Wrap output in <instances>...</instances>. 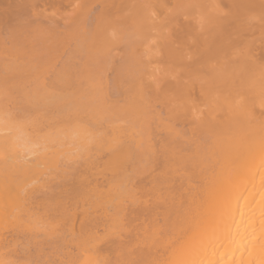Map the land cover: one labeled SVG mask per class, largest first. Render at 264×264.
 <instances>
[{
	"label": "bare ground",
	"instance_id": "obj_1",
	"mask_svg": "<svg viewBox=\"0 0 264 264\" xmlns=\"http://www.w3.org/2000/svg\"><path fill=\"white\" fill-rule=\"evenodd\" d=\"M260 93L264 0H0V264H264Z\"/></svg>",
	"mask_w": 264,
	"mask_h": 264
},
{
	"label": "rangeland",
	"instance_id": "obj_2",
	"mask_svg": "<svg viewBox=\"0 0 264 264\" xmlns=\"http://www.w3.org/2000/svg\"><path fill=\"white\" fill-rule=\"evenodd\" d=\"M69 9H70V7H69V8L67 7V11H70ZM187 16H188V14L186 13V14H184L181 18L184 19V18L187 17ZM204 16H205V14H204L203 12L195 13V14L192 15V17H197V18L199 17L200 19H198V20H199L201 23H202V22L204 23V21H206V17H204ZM203 17H204V19H203ZM202 20H203V21H202ZM62 25H63V22L61 23V27H62ZM127 33H128V32H127ZM251 33H252V32H251ZM255 33H256V34L258 33V35L260 34L259 31H258V32L255 31ZM255 33H252L254 36H253L252 34H250V33H249V34H248V33H247V34L245 33V35H244V34H243V35H244V36H247V37H249V38H252V36H253V37L256 36ZM258 35H257V36H258ZM73 36H74V35H73ZM73 36H71V37H73ZM260 36H261V34H260ZM262 36H263V35H262ZM74 37H75V36H74ZM77 37H78V40H79L80 36L77 35V36L75 37L76 40H77ZM119 37H120V38H119L120 41H117V42L115 41L110 47H109V46L107 47V49L109 48V50H111L110 53L113 54L115 61H117L121 56H123V55L125 54V51L128 50V47H127L126 42H125V38L127 37V34H126V33H124L123 35L121 34V36H119ZM75 39L73 38L72 40L75 41ZM154 40H155V39L151 40V41H152L151 43L147 40L148 43L144 42L142 45H140L141 47H138L139 45L136 46L137 48H134L135 51H136V50H138V52H139V51H143L144 48H145V51H146V50H147V51L151 50V45L154 44V43H153ZM123 41H124V43H123ZM69 42H70V43H69ZM69 42H68V45L64 46L65 48L63 47L61 50L59 49V52H58V53H61V54H60L58 60L55 61L56 63H55V62L53 63L54 68H55V67L58 68V66H60V65H59V63H60V62H59V59H60V61H61L62 59H64V58L69 54V52L72 51L73 48H75V47H73V46H74L73 43H75L76 41L72 43L73 45L71 44V39H70ZM78 42H79V41H78ZM119 42H120V43H119ZM154 42H155V41H154ZM76 43H77V42H76ZM116 43H117V44H116ZM145 43H146V45L151 44L150 47H149V45L146 47ZM77 44H78V43H77ZM115 44H116V46H114ZM69 45H71V47H70ZM124 45H125V46H124ZM66 47H67V48H66ZM72 47H73V48H72ZM149 48H150V49H149ZM152 48L156 50V48H155V44H154V46H152ZM66 49H67V50H66ZM62 50H63V51H62ZM68 50H69V51H68ZM112 50H113V51H112ZM155 50H153V51L155 52ZM243 50H244V49H243ZM60 51H61V52H60ZM64 51H65V52H64ZM147 51H146V52H147ZM153 51H152V52H153ZM63 52H64V53H63ZM66 52H67V53H66ZM83 52H84V51H82V53H83ZM108 52H109V51H108ZM154 52H153V53H154ZM240 52H242V48L240 49ZM65 54H67V55H65ZM156 54H157V53H156ZM64 55H65V57H64ZM63 57H64V58H63ZM61 58H62V59H61ZM152 60H153V61H152ZM152 60H151L152 62H151V61L149 62V63H150L149 65H152V66H153V69H154V67H155L156 63H158V61L154 62V59H152ZM155 60H156V59H155ZM57 62H58V63H57ZM56 64H58V65H56ZM159 64H160V66H161V63H160V62H159L157 65H159ZM160 66H159V67H160ZM149 67L151 68V66H149ZM156 67H157V66H156ZM156 67H155V68H156ZM159 69H161V68H158L157 70L155 69V70H156V71H155L156 73L153 71V72L156 74V76H157V71H158ZM159 72H160V71H158V74H159ZM110 74H112V73H109V75H110ZM156 76H155V75L153 76V74L150 75L151 79H152V78L155 79ZM158 76H159V75H158ZM160 76H161V74H160ZM156 78H157V77H156ZM158 78H159V77H158ZM148 79H150L149 76H148L147 80H148ZM153 79H152V80H153ZM152 80H151V81H152ZM149 82H150V81H149ZM192 82H193V81H192ZM192 97H193V100H194V101L199 102V98H198V96L194 95V96H192ZM156 104H157V103H155V106H154V107L156 108V110H161V109H163V108H161L162 106H161L160 104H159V105H158V104L156 105ZM260 105H261V106H260ZM263 106H264V93H260L259 97H257L256 99L252 100L251 102H249V107L252 108V109H256V111H261L262 108H263ZM257 109H258V110H257ZM260 109H261V110H260ZM261 112H262V114H263L262 116H264V111L262 110ZM186 118H188V117H186ZM186 118H185V119H186ZM189 119H190V117H189ZM191 120H192V119H191ZM191 120H190V121H191ZM188 121H189V120H188ZM190 121L188 122V126H189V124H190ZM185 122H186V124H187V120H184V122H183V121L181 122V123H183V125H182L181 123H180V125H182L183 127L185 126V127L188 128V126L185 124ZM185 127H184V128H185ZM189 127H190V128L192 127V123H191V126H189ZM187 128H186V129H187ZM104 158H105V157H104ZM163 171L166 172V174H171V170H170V168H168V167L163 168ZM186 171H187V170H186ZM107 174H108V173H106V174L104 173V175H105V176L103 175L104 177H103V176H99V179L103 181L104 178L107 177ZM109 174H110V173H109ZM109 174H108V175H109ZM102 178H103V179H102ZM139 178H140V176L138 177V179H139ZM192 178H193V177H192ZM192 180H193V182L196 183L197 178L195 177V179L193 178ZM198 180H199V179H198ZM146 197H147L146 199L150 198V197L147 196V195H146ZM150 199H151V198H150ZM150 199H148V200H150ZM87 201L90 202V200H87ZM142 207H143V206H142ZM139 212H140V211H139ZM143 213H145V211H144V212L142 211V215H143ZM140 216H141V213H140ZM137 222H138V221H137ZM139 222H140V221H139ZM139 222H138V223H139ZM6 223H10V220H9L8 218H7V219H4V220L0 219V226L3 227ZM139 224H140V223H139ZM7 225H8V224H7ZM7 225H6V226H7ZM4 227H5V226H4ZM99 229H100V230H99V233L102 232V231H101V230H102L101 227H100ZM216 230L218 231V229H216Z\"/></svg>",
	"mask_w": 264,
	"mask_h": 264
}]
</instances>
